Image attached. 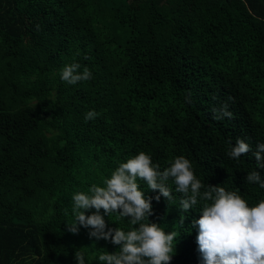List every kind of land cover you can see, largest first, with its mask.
<instances>
[{
    "label": "trees",
    "instance_id": "16d2710c",
    "mask_svg": "<svg viewBox=\"0 0 264 264\" xmlns=\"http://www.w3.org/2000/svg\"><path fill=\"white\" fill-rule=\"evenodd\" d=\"M73 62L92 78L62 81ZM225 103L232 118L214 119ZM237 138L264 143V0H0V264H78L76 251L105 264L119 246L69 231L72 196L140 152L160 171L184 156L201 192L219 184L255 206L264 188L245 177L264 169L251 152L229 158ZM137 182L144 222L176 234L170 264H202L192 220L205 202L184 213L172 178L170 201Z\"/></svg>",
    "mask_w": 264,
    "mask_h": 264
},
{
    "label": "clouds",
    "instance_id": "9594fccd",
    "mask_svg": "<svg viewBox=\"0 0 264 264\" xmlns=\"http://www.w3.org/2000/svg\"><path fill=\"white\" fill-rule=\"evenodd\" d=\"M79 63L66 64L60 69V78L67 84L75 85L88 81L92 73L87 66L81 71ZM186 102H191L190 97ZM214 119L232 118V112L225 103L214 108ZM99 113L88 111L85 122L94 120ZM231 144V142H230ZM252 153L258 168L264 169V143H258L253 152L244 139L237 138L227 155L239 160L242 155ZM159 164H153L149 155H138L120 163L111 177L104 181L106 186L92 185L90 194L76 192L72 196L74 222L68 224L69 231L78 233L79 227L90 229V237L97 240H109L118 245V251L105 252L99 261L105 264H170L175 233H166L157 223H145L153 214L152 198L146 197L137 180H143L148 189L157 191V201L161 196L168 201L172 193L166 186L169 178L174 180L176 191L182 194L180 209L184 213L193 209L199 201H204L199 219L192 220V226L198 228L196 242L202 264H264V200L249 207L245 199L237 192L226 191L222 186L204 187L196 178L191 162L184 156H177L174 162L163 171ZM245 181L257 183L264 188V180L258 171L247 173ZM95 209L91 215L86 210ZM103 209V214H101ZM118 212L121 217L130 218L131 230L119 227L109 228L105 215ZM78 264H85L84 255L76 251Z\"/></svg>",
    "mask_w": 264,
    "mask_h": 264
}]
</instances>
